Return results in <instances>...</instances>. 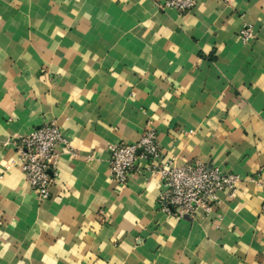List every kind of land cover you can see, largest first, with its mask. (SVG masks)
Instances as JSON below:
<instances>
[{
  "label": "crops",
  "instance_id": "crops-1",
  "mask_svg": "<svg viewBox=\"0 0 264 264\" xmlns=\"http://www.w3.org/2000/svg\"><path fill=\"white\" fill-rule=\"evenodd\" d=\"M44 122L65 141L41 200L12 140ZM146 128L235 193L179 217L143 157L119 184L110 146ZM0 264H264V0H0Z\"/></svg>",
  "mask_w": 264,
  "mask_h": 264
},
{
  "label": "built area",
  "instance_id": "built-area-1",
  "mask_svg": "<svg viewBox=\"0 0 264 264\" xmlns=\"http://www.w3.org/2000/svg\"><path fill=\"white\" fill-rule=\"evenodd\" d=\"M197 0H158L161 9L173 8L178 12L195 7ZM244 41L255 37L254 27L245 23L239 29ZM65 141L56 123L44 122L29 133L12 140L17 147L20 167L25 178L41 200L51 196L56 175L54 160L57 146ZM161 148L154 128H146L137 142H119L110 146L109 170L119 184H126L139 169L138 159L149 160L146 168L156 173L165 189L160 195L162 209L177 216L194 215L198 210L210 211L216 202L217 192L227 190L233 195L240 177L235 172L209 166L201 161L176 164L174 159L160 161Z\"/></svg>",
  "mask_w": 264,
  "mask_h": 264
}]
</instances>
